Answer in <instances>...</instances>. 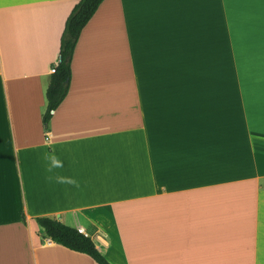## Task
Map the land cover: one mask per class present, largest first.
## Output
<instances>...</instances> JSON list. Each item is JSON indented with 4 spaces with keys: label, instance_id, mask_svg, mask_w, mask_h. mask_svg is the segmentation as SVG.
<instances>
[{
    "label": "crops",
    "instance_id": "1",
    "mask_svg": "<svg viewBox=\"0 0 264 264\" xmlns=\"http://www.w3.org/2000/svg\"><path fill=\"white\" fill-rule=\"evenodd\" d=\"M77 1L0 0V264H264V0L101 1L44 126Z\"/></svg>",
    "mask_w": 264,
    "mask_h": 264
},
{
    "label": "trees",
    "instance_id": "2",
    "mask_svg": "<svg viewBox=\"0 0 264 264\" xmlns=\"http://www.w3.org/2000/svg\"><path fill=\"white\" fill-rule=\"evenodd\" d=\"M101 1L103 0H78L66 17L56 62L52 64L54 71L49 75V82L45 92L47 103L42 115L44 126H46L51 117L52 111L57 108L68 92L71 77V60L76 42L82 28L91 18ZM21 219L24 223L26 222L23 214ZM34 220L43 230L44 236L52 241L71 250L87 254L97 264H112L97 249L92 239L83 235L77 229L49 216H37Z\"/></svg>",
    "mask_w": 264,
    "mask_h": 264
},
{
    "label": "built area",
    "instance_id": "3",
    "mask_svg": "<svg viewBox=\"0 0 264 264\" xmlns=\"http://www.w3.org/2000/svg\"><path fill=\"white\" fill-rule=\"evenodd\" d=\"M54 71V66H51L50 68V72ZM79 232L82 233L85 236H89V233L87 231H85L83 228L79 227Z\"/></svg>",
    "mask_w": 264,
    "mask_h": 264
}]
</instances>
